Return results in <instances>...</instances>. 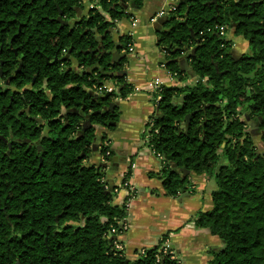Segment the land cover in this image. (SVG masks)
I'll list each match as a JSON object with an SVG mask.
<instances>
[{
	"label": "trees",
	"instance_id": "trees-1",
	"mask_svg": "<svg viewBox=\"0 0 264 264\" xmlns=\"http://www.w3.org/2000/svg\"><path fill=\"white\" fill-rule=\"evenodd\" d=\"M96 1L75 20L81 0H0V136L9 143L0 139V264H181L160 245L129 260L109 238L126 205L112 204L101 167L85 160L93 145L108 151L95 126L112 130L116 99L131 92L111 60L129 44L111 40L114 21L142 3ZM155 27L169 73L190 77L182 57L195 73L193 84L162 86L147 121L157 177L167 196L186 191L191 175L215 179L211 210L194 220L223 242L206 264H264V0H174ZM228 31L249 55L232 56ZM108 70L117 91L93 94Z\"/></svg>",
	"mask_w": 264,
	"mask_h": 264
},
{
	"label": "crops",
	"instance_id": "crops-1",
	"mask_svg": "<svg viewBox=\"0 0 264 264\" xmlns=\"http://www.w3.org/2000/svg\"><path fill=\"white\" fill-rule=\"evenodd\" d=\"M151 1L143 0L147 5ZM161 2L159 9L147 14V42L151 41L152 33L155 46L149 42L151 51L145 54L141 45V52L146 56L142 60L134 52L138 43L133 42L137 30L143 32V28L146 29L145 25L139 28L131 14L137 8H127V22H122L125 17L114 21L111 40L119 46L122 37L129 38L128 48L119 54L125 53V57L120 60L122 65L118 74L131 86V92L116 99L118 114L120 111L123 118H118L112 132L95 126L97 144L104 137L109 156L103 161L102 154L96 149L85 162L101 167L103 181L112 193V204L126 205V216L119 223L120 230L111 232L109 238L114 239L113 242L120 246L127 259L133 260L141 251L160 245V249L167 246L173 258L181 264H206L211 258L210 252L222 248L223 242L207 229L195 227L194 220L200 212L211 210L215 185L205 175H191L188 177L186 191L176 196H167L162 181L157 177L163 165L162 158L153 152L146 141L142 144L139 139L142 127L155 110L161 87L182 86L186 83L172 76L163 65L165 57L158 45L155 24L159 18L173 11L174 0ZM149 24L152 27L151 33ZM228 34V40L238 45V37L233 31ZM152 47H156L155 50ZM231 52L237 54L236 49ZM118 128L121 129L119 136L113 134Z\"/></svg>",
	"mask_w": 264,
	"mask_h": 264
},
{
	"label": "rangeland",
	"instance_id": "rangeland-1",
	"mask_svg": "<svg viewBox=\"0 0 264 264\" xmlns=\"http://www.w3.org/2000/svg\"><path fill=\"white\" fill-rule=\"evenodd\" d=\"M83 1V4H84V10L82 11H78L77 13V16H76V19L75 20H78L79 18H85L87 16V10H88V6L90 5L91 3V7L93 6V1L94 2H97L96 0H92V1H89V0H82ZM141 3L142 5L138 8V11L137 9L136 10H133V13H131L135 20H136V23H137V26L139 28H141L143 25L146 26V29L143 28V32H141L142 30L141 29H138L137 30V33L133 36V42L135 43H138V46L135 45V49H134V52L136 51V53L138 54V58L140 60H142V58H144V54L141 52V45L143 44V49L142 51L145 52V54H147V51H151L150 47H149V42H150V45H153L155 46L154 44V35L151 33V25L149 24V29H150V33H151V41L149 40L147 42V23L149 21H147V14L159 9L161 7V0H152L151 1V4L147 5V3L143 2V0H141ZM129 6H130V3H129ZM130 8V7H129ZM97 9L100 11L99 7H97ZM128 12V11H127ZM130 14V15H131ZM106 19H107V15L104 16ZM129 19V17H125L122 19V22H127ZM73 22V20H70L69 23L71 24ZM140 32V33H139ZM230 31H228L229 33ZM146 34V35H145ZM226 35V34H225ZM229 34H227V37H228ZM142 37V38H141ZM238 37V41H239V44L237 45L235 43V45H233V43H230V46H231V51L232 50H237V54L235 55V52H231L232 56L236 59V58H239L240 56H242L243 54L245 55H249L250 54V50L248 48V44H247V41L242 38L241 36H237ZM110 38L111 35H110ZM137 38H141L140 40H137ZM135 39V40H134ZM231 39H234L231 37ZM154 50L156 47H152ZM115 51V50H114ZM134 52H130V54H134ZM243 52V54H242ZM114 53V52H113ZM117 53V52H116ZM146 57V56H145ZM134 58V57H133ZM128 61L131 63V61L128 59ZM135 61V59H134ZM135 64L138 65V63L135 62ZM106 75H108V77H106V79L103 81V89H101L100 91L98 90H93L91 89L90 91L93 93V94H101L103 92H107V91H112L114 90L113 88H116L117 85L116 83H118L117 81V73H115L114 71H106ZM116 77V78H115ZM184 81L188 84H193L195 82L194 80V77H185L184 78ZM115 91H117V88L115 89ZM245 113H241L240 114V118L245 121V123L247 124V131L250 132L251 136H252V139L254 141V143L256 144L257 148L262 150L263 147H262V144L259 140V131L257 130L256 128V125H255V122L253 120H250L248 119V117H245L244 115ZM120 111H119V115H118V118H123L122 115L120 116ZM125 117V116H124ZM117 118V119H118ZM115 128V126H114ZM113 128V129H114ZM112 129V130H113ZM148 125H147V121H146V124H144V126L142 127V131L139 133V139L143 142L142 144H144V142L146 141L147 142V138L146 136L148 135ZM112 130H107L108 132H112ZM120 131L121 129H117L115 130V132L113 134H116L117 136L120 135ZM148 143V142H147ZM146 146V145H145ZM96 148V147H95ZM96 150V149H95ZM107 159V158H106ZM105 159V160H106ZM209 179H210V183L212 185H215V190H216V184H215V179L211 176H207ZM199 215V214H198ZM198 217V216H197ZM116 243V242H115ZM167 246H165L166 248ZM121 250V249H120ZM169 251V249H168ZM169 254L171 255V258H173V255H172V252L169 251Z\"/></svg>",
	"mask_w": 264,
	"mask_h": 264
},
{
	"label": "water",
	"instance_id": "water-1",
	"mask_svg": "<svg viewBox=\"0 0 264 264\" xmlns=\"http://www.w3.org/2000/svg\"><path fill=\"white\" fill-rule=\"evenodd\" d=\"M213 2H215V0H213ZM161 20H162V18H159L157 20V23L161 22ZM57 21L60 23L61 27L68 25V22L62 19V13L61 12H59V15L57 17ZM68 53H67V55H68ZM123 57H125V53H122L121 55H118L117 53H112V58H111L112 63H119L120 60L123 59ZM177 61H178L179 65L182 67V70L183 71H185V72H188L189 71L191 77H194L195 76V73L192 72V71H190V67L188 66L187 61H186L185 58L182 57V58L178 59ZM1 65H2V63H0V66ZM18 70H20V66L18 67ZM180 100H181V98H180ZM112 106L113 105H111V107ZM85 124L86 125H89V122L87 121ZM93 148H94L93 150L96 149L95 148V145H93Z\"/></svg>",
	"mask_w": 264,
	"mask_h": 264
},
{
	"label": "flooded vegetation",
	"instance_id": "flooded-vegetation-1",
	"mask_svg": "<svg viewBox=\"0 0 264 264\" xmlns=\"http://www.w3.org/2000/svg\"><path fill=\"white\" fill-rule=\"evenodd\" d=\"M94 5V4H93ZM59 12H61V11H59ZM59 12H58V15H59ZM58 17V16H57ZM63 19V18H62ZM64 20V19H63ZM14 51H15V49H13ZM16 53V52H15ZM68 55H69V53H68ZM67 55V53H66V56H68ZM20 66V65H19ZM20 69H21V66H20ZM18 71H20V70H18V68H17V70H16V72H18ZM3 77H7V76H4L3 74H2V72L0 71V78L2 79ZM8 80H10V78L8 77L7 78V80L4 82V81H2L3 83H4V85H8ZM27 113H28V111H26ZM32 119H34L33 117H32ZM39 122V121H38ZM37 125H39V124H37ZM46 130V129H45ZM0 139H2V141L8 146V140L6 139V138H4L3 136H0ZM26 142H27V144H31V142H30V139H27L26 140Z\"/></svg>",
	"mask_w": 264,
	"mask_h": 264
},
{
	"label": "built area",
	"instance_id": "built-area-1",
	"mask_svg": "<svg viewBox=\"0 0 264 264\" xmlns=\"http://www.w3.org/2000/svg\"><path fill=\"white\" fill-rule=\"evenodd\" d=\"M174 10V9H173ZM109 156V151H107L106 153H105V155L104 156H102V158H103V161L107 158ZM115 247H116V249H118V250H120V246L119 245H116L115 244ZM162 250V252L163 253H169V251H168V248L166 247H164V248H162L161 249ZM141 254L143 253V251H141L140 252Z\"/></svg>",
	"mask_w": 264,
	"mask_h": 264
}]
</instances>
